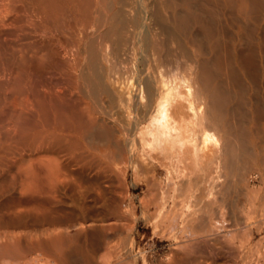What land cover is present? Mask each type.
Here are the masks:
<instances>
[{
  "label": "bare ground",
  "instance_id": "bare-ground-1",
  "mask_svg": "<svg viewBox=\"0 0 264 264\" xmlns=\"http://www.w3.org/2000/svg\"><path fill=\"white\" fill-rule=\"evenodd\" d=\"M258 162L264 0H0V264H96L100 239L63 249L65 199L107 216L85 200L120 167L169 190L176 235Z\"/></svg>",
  "mask_w": 264,
  "mask_h": 264
},
{
  "label": "rangeland",
  "instance_id": "rangeland-1",
  "mask_svg": "<svg viewBox=\"0 0 264 264\" xmlns=\"http://www.w3.org/2000/svg\"><path fill=\"white\" fill-rule=\"evenodd\" d=\"M118 168L114 167L116 172ZM250 168L252 169L245 172L242 183H239L237 178L230 179L229 183L236 185L237 190L225 193V199L220 194L212 196L211 199H200L207 200L205 202L208 208L199 212L190 209L193 214L190 218L193 217V221L186 228L187 233L179 228L176 235H172L166 230H154L157 220L160 219L157 208L172 205L169 190L165 188L162 195L156 187V180L141 170L136 175L130 167H120L117 177H112L109 185L108 182L103 184L111 189L107 195L108 206L103 209L105 197H98L92 191L89 194L92 197L85 200L87 204H93L96 211L104 210L108 213L107 216L102 214L105 218L102 215L81 216L74 209L73 199L69 195L66 197L64 201L69 209L64 207L65 210H72L77 214H73L76 221L74 220L66 230L65 227L58 230L65 233L63 249L69 252L72 247L77 246L80 250H85L95 239H100L99 243L103 244V247L93 256L96 258V264H102L101 260L106 255L110 258V264H264V165L258 162ZM250 175H253V178ZM118 186L120 187L117 188ZM116 196L117 199L120 197L118 201ZM75 197L77 200L82 198L80 193ZM94 197H97V200ZM100 198L104 202L100 201ZM194 201L198 202L196 198ZM197 220L206 223L200 233L196 228L200 223L198 221L197 224ZM184 235L187 238H184ZM202 236L203 240L200 238Z\"/></svg>",
  "mask_w": 264,
  "mask_h": 264
}]
</instances>
